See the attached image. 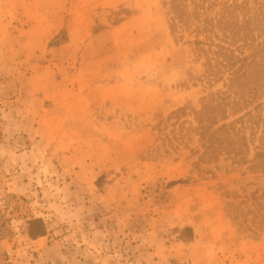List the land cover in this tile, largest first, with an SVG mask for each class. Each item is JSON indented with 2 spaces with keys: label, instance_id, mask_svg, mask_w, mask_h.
<instances>
[{
  "label": "rangeland",
  "instance_id": "obj_1",
  "mask_svg": "<svg viewBox=\"0 0 264 264\" xmlns=\"http://www.w3.org/2000/svg\"><path fill=\"white\" fill-rule=\"evenodd\" d=\"M220 93L239 153L200 137ZM263 131L264 0H0L11 264H264Z\"/></svg>",
  "mask_w": 264,
  "mask_h": 264
},
{
  "label": "trees",
  "instance_id": "obj_2",
  "mask_svg": "<svg viewBox=\"0 0 264 264\" xmlns=\"http://www.w3.org/2000/svg\"><path fill=\"white\" fill-rule=\"evenodd\" d=\"M234 6H230L226 4L224 8L221 10V12L217 15V25L220 28L221 26H229L232 27L233 30H238L239 33L242 34L244 37L245 33L244 30L249 26V19L243 20L241 23L238 22V20L235 19L232 9ZM179 8V7H178ZM213 22V21H212ZM214 29V28H213ZM222 30V29H220ZM232 33V32H230ZM225 33V37H226ZM233 82V80L231 81ZM229 94L226 93H220L219 97L217 98L215 102V108L212 110L211 114L209 115H202L201 119L199 120V124L201 126V134L200 137L204 140L205 146H207V149H210L213 144L216 142V137L218 135H223L221 145L226 144L228 148H231V152H238L236 151L235 147L237 146L240 150L241 148H249L250 142L255 137V134L252 135L251 141L247 140L244 137V128L241 127V129L236 130L233 128V124L226 125V123L229 119V116L226 115V108L235 105L232 104L235 102L233 100L232 103H229L230 100ZM262 106H259L255 111L261 109ZM231 114L236 115L238 111H236L234 106L231 107ZM247 115V116H246ZM245 116L239 118V121H243L245 117H251L253 116L254 122H253V131L254 129L259 126L258 118L261 117L260 113H257L256 115L253 112H250L246 114ZM222 124V125H221ZM221 125V126H220ZM219 126V127H218ZM218 127V128H217ZM227 137H231L232 139H237V142L234 143L233 140L228 141L226 140ZM260 146L261 148H264V131L261 133L260 136ZM252 163H256L257 166H261L264 168V153L257 152L254 154V159ZM45 235V227L42 223V221H33L32 223H29L27 225V236L31 238L32 240H35L38 237H42Z\"/></svg>",
  "mask_w": 264,
  "mask_h": 264
},
{
  "label": "built area",
  "instance_id": "obj_3",
  "mask_svg": "<svg viewBox=\"0 0 264 264\" xmlns=\"http://www.w3.org/2000/svg\"><path fill=\"white\" fill-rule=\"evenodd\" d=\"M4 223L3 213L0 211V264H11L9 259L11 258V253L4 250L5 239L2 235V224Z\"/></svg>",
  "mask_w": 264,
  "mask_h": 264
}]
</instances>
